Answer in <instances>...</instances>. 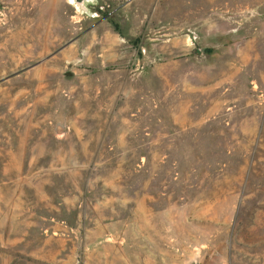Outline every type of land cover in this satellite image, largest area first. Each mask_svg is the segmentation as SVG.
<instances>
[{
  "label": "rangeland",
  "instance_id": "rangeland-1",
  "mask_svg": "<svg viewBox=\"0 0 264 264\" xmlns=\"http://www.w3.org/2000/svg\"><path fill=\"white\" fill-rule=\"evenodd\" d=\"M0 264H264V0H0Z\"/></svg>",
  "mask_w": 264,
  "mask_h": 264
}]
</instances>
